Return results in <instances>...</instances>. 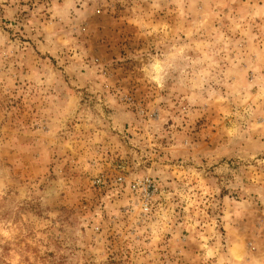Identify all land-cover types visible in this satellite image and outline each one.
Listing matches in <instances>:
<instances>
[{
  "label": "rangeland",
  "instance_id": "obj_1",
  "mask_svg": "<svg viewBox=\"0 0 264 264\" xmlns=\"http://www.w3.org/2000/svg\"><path fill=\"white\" fill-rule=\"evenodd\" d=\"M0 264H264V0H0Z\"/></svg>",
  "mask_w": 264,
  "mask_h": 264
},
{
  "label": "built area",
  "instance_id": "obj_2",
  "mask_svg": "<svg viewBox=\"0 0 264 264\" xmlns=\"http://www.w3.org/2000/svg\"><path fill=\"white\" fill-rule=\"evenodd\" d=\"M119 184L123 183V178L119 176L116 180ZM128 189L130 191L142 194L141 207L144 210L149 209V200L151 194H154L157 191V185L155 181L149 177L133 180L129 182Z\"/></svg>",
  "mask_w": 264,
  "mask_h": 264
}]
</instances>
